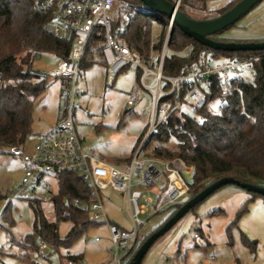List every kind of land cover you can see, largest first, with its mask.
<instances>
[{
  "label": "built area",
  "instance_id": "built-area-1",
  "mask_svg": "<svg viewBox=\"0 0 264 264\" xmlns=\"http://www.w3.org/2000/svg\"><path fill=\"white\" fill-rule=\"evenodd\" d=\"M170 1L176 9L190 16L204 12L185 0ZM34 5L48 16L46 30L55 37L72 39V47L69 55L59 58L46 73L47 78L60 81L63 104L57 122L46 131L34 134V144L30 150L26 149L25 143L3 147L23 163V175L10 192V201L51 200L58 192V173L75 172L89 185L90 193L88 199L74 198L73 205L87 210L91 220L108 226L111 240L108 250L112 253V259L106 264H127L146 237L142 230L147 218L143 216L158 214L170 205L181 207L193 197L191 186L184 177V172H193L192 165L181 157L147 155L143 149L150 133L167 120L168 113L175 107L179 87L185 88V98L191 108H202L209 103L214 81L220 84L223 96L230 95L241 81L252 82L256 77L254 64L260 57L248 55L222 61L211 55L209 48H205L193 66L176 75H165L163 65L173 20L166 25L162 49L147 58L131 48L126 37L134 14L149 11L145 5L130 0H35ZM157 23L161 29L164 28L163 22ZM95 33L102 35L100 54L106 66V84L114 85L118 74L129 65H134L142 87L150 91L154 99L153 116L147 132L131 160L122 166L108 163L87 149L77 130L76 112L81 107L78 99L81 62L88 42ZM229 72H235V75L230 76ZM148 76L154 77L152 85L146 82ZM163 81L166 83L163 84ZM139 90L137 85L131 90L128 104H136ZM221 109L222 106L219 107ZM40 187L44 194L38 193ZM109 189L126 194L132 230L111 220L102 196V192ZM18 216H22V213ZM100 240V236L95 237V241ZM49 247L50 244L41 239L38 251L43 256L48 255ZM84 263V256L70 257L68 260V264Z\"/></svg>",
  "mask_w": 264,
  "mask_h": 264
},
{
  "label": "trees",
  "instance_id": "trees-1",
  "mask_svg": "<svg viewBox=\"0 0 264 264\" xmlns=\"http://www.w3.org/2000/svg\"><path fill=\"white\" fill-rule=\"evenodd\" d=\"M130 1L138 5L143 4L140 0ZM238 1L240 0L230 2L214 16L199 19L214 18L233 7ZM185 2L195 8L206 10L207 0H185ZM34 3L35 0H0V145L3 146L24 144L28 136L33 133L34 102L47 89L48 80L46 73L33 67L34 60L43 53H54L59 58L67 57L72 47V39L55 37L46 30L45 23L48 16L37 10ZM154 19L163 22L165 26L170 20L152 10L136 13L126 34L130 47L139 51L145 58L160 51L164 43L163 29L156 41L152 39ZM222 32L213 35V38L230 41L218 35ZM255 41H264V39ZM188 45L191 46L188 54H181ZM101 46L102 35L95 33L88 42L81 62V71L92 66L96 59L104 63L100 54ZM205 48H207L205 45L173 24L163 73L176 75L183 69L193 66L198 61L200 52ZM212 50L215 55L229 58L258 55L260 58L254 64L255 79L252 82H239L238 88L227 96L221 95V86L214 81L209 101L215 96H220L224 99L222 109L213 111L207 104L202 108H192V114L184 110L183 105L190 106L185 98V88L179 87L177 103L168 113L167 120L150 133L143 145L147 155L165 158L181 157L193 166V181L189 183L193 196L226 176L241 182L264 186V50ZM147 129L138 139L136 146L143 140ZM173 137L176 139V146H167L166 143ZM132 156L133 152L126 161L122 162V158H119L115 164L122 166L129 162ZM58 181V192L51 198L56 220L51 221L45 216L39 199L30 200V203H36L33 231L26 233L22 239L11 237V242L23 250L19 258L27 264L35 263L32 255L43 256L38 251L36 236H40L55 248L70 247L91 226L102 224L91 220L87 210L73 205L76 197L89 198L88 184L72 171L59 172ZM249 193L250 196L244 202L245 206L236 213L226 228L229 237L232 227L238 226L239 219L248 211L246 204L255 197L264 198L263 195ZM1 197L0 194V199ZM9 205L5 207L4 213ZM179 208L180 206L167 220ZM61 220L73 222L65 237H61L58 231ZM242 239L253 252L256 251L257 241L251 240L244 233ZM81 256L82 253L70 255L72 258ZM133 258L134 256L127 264H130ZM237 264L241 263L237 261Z\"/></svg>",
  "mask_w": 264,
  "mask_h": 264
},
{
  "label": "rangeland",
  "instance_id": "rangeland-1",
  "mask_svg": "<svg viewBox=\"0 0 264 264\" xmlns=\"http://www.w3.org/2000/svg\"><path fill=\"white\" fill-rule=\"evenodd\" d=\"M234 1L236 0H207L206 10L194 16H214L218 10ZM166 29L164 25V40ZM161 31L157 20H152L151 36L154 41L159 38ZM218 35L238 42L263 40L264 0L236 24ZM190 50L191 46L188 45L181 54H188ZM210 51L211 55L222 61L232 59L215 55L212 49ZM58 60L59 57L54 53H43L34 60L33 67L47 73ZM106 75V66L98 59L92 66L80 71L78 99L81 107L76 112L77 130L84 139L86 148L94 154L110 159V163H114L116 158H122L121 161L124 162L131 156L138 139L152 120L154 99L152 93L142 87L134 65H129L118 74L112 86L106 84ZM229 75L234 76L235 72H229ZM146 82L152 85L154 77L148 76ZM136 85L140 89L138 100L136 104L130 105L128 98ZM60 103L63 104L60 81L48 77L47 89L34 102L33 133L26 140L27 150L33 147L34 134L46 131L56 121ZM223 104L224 99L215 96L210 99L208 106L211 110L218 111ZM183 107L186 112L193 113L192 108ZM166 145L175 147L176 139L171 138ZM3 147L6 146L0 145V264H27L19 258L23 250L11 242V237L22 239L26 233L33 231L36 203H30V199L10 201V192L19 184L23 175V163ZM117 162L118 160L115 163ZM184 177L191 183L193 172H184ZM38 193L45 192L40 187ZM249 195V191L236 184H227L217 189L161 235L151 245L141 264H237V261L241 264H264L263 197H255L246 204L248 211L239 219L238 226L232 227L230 237L226 230L236 213L245 206L244 202ZM102 196L111 220L127 230H132L133 223L126 194L109 189L103 191ZM8 204V210L4 213ZM40 206L49 220H56L52 200H40ZM177 207L178 205H170L158 214L143 216L147 218V224L142 230L146 234L145 239L163 225ZM19 213L22 216H18ZM72 225V220H61L58 224L59 235L65 237ZM242 233L258 242L255 252L243 243ZM96 236H100L101 240L95 241ZM40 240V236L35 237L37 244ZM110 246L108 226L102 223L91 226L70 247L55 248L50 245L48 255L35 254L31 257L35 260L34 264H68L70 255L82 253L84 264H106L112 259V253L108 250Z\"/></svg>",
  "mask_w": 264,
  "mask_h": 264
},
{
  "label": "water",
  "instance_id": "water-1",
  "mask_svg": "<svg viewBox=\"0 0 264 264\" xmlns=\"http://www.w3.org/2000/svg\"><path fill=\"white\" fill-rule=\"evenodd\" d=\"M140 1H142L143 5L149 8V10L158 12L166 16L168 19L173 20V23L176 24L185 34L194 38L196 41L205 45L209 49H219L224 51L264 50V41H220L213 38V35L236 24L262 0H240L224 13L209 19L194 18L186 12L176 9L175 5L170 0ZM227 184H236L249 192H254L264 196V186L249 182H241L229 176L217 180L193 196L189 202L182 205L161 227L150 234V236L139 247L130 264H141L151 245L161 235L169 230L188 211L204 201L217 189Z\"/></svg>",
  "mask_w": 264,
  "mask_h": 264
},
{
  "label": "crops",
  "instance_id": "crops-1",
  "mask_svg": "<svg viewBox=\"0 0 264 264\" xmlns=\"http://www.w3.org/2000/svg\"><path fill=\"white\" fill-rule=\"evenodd\" d=\"M138 75H139V72H138ZM61 108H62V105H61V103H60V107H59V112H58V116H57V118H56V121L55 122H53L51 125H49V127L47 128V129H49L50 127H52L56 122H57V120H58V118H59V116H60V114H61ZM141 143V142H140ZM137 147L138 146H136V148H134L135 150L137 149ZM135 150H133V154H134V152H135ZM92 152V151H91ZM103 158V157H102ZM104 160H106L108 163H110V159H107V158H103ZM118 159L116 158L115 160H114V163H111V164H114V165H117V164H115V162L117 161ZM250 196V195H249ZM248 196V197H249ZM247 197V198H248ZM246 198V199H247ZM115 222V221H114ZM83 255V254H82ZM84 256V255H83Z\"/></svg>",
  "mask_w": 264,
  "mask_h": 264
}]
</instances>
